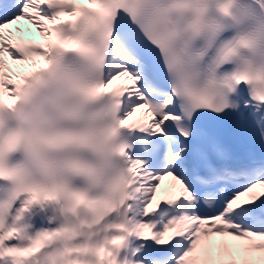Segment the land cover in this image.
<instances>
[{"label": "snow or ice", "instance_id": "snow-or-ice-1", "mask_svg": "<svg viewBox=\"0 0 264 264\" xmlns=\"http://www.w3.org/2000/svg\"><path fill=\"white\" fill-rule=\"evenodd\" d=\"M0 264H264V0H0Z\"/></svg>", "mask_w": 264, "mask_h": 264}]
</instances>
